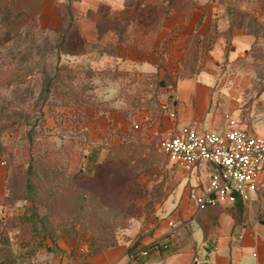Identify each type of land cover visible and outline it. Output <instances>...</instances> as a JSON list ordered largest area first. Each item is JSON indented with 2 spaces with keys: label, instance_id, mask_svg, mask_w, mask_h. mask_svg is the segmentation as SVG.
<instances>
[{
  "label": "rangeland",
  "instance_id": "374dc122",
  "mask_svg": "<svg viewBox=\"0 0 264 264\" xmlns=\"http://www.w3.org/2000/svg\"><path fill=\"white\" fill-rule=\"evenodd\" d=\"M126 2L121 8L100 5L80 12L62 1L53 11L27 19L0 14V167L8 188L0 213V238L7 243L0 249L17 264H52L62 238L82 259L128 235L127 230L143 236L154 228L160 204L180 181V169L159 151V135L146 137L140 125L130 126L134 116L144 114L156 121L174 82L208 63V50L219 35L218 17H211L203 32L184 30L190 20L196 27L202 23L205 6L218 7L226 17L229 45L242 40L245 51L230 70L249 78L244 93L264 89V0ZM48 78H53L49 86ZM43 89L51 90L39 96ZM112 121L114 144L107 145L100 138ZM54 153L73 159L61 168L64 189L78 167L90 175L95 162L108 156L130 160L132 167L102 173L97 185L83 184L88 194L83 208L63 192L54 198L61 205L52 210L30 198L27 169L31 158ZM83 154L92 161L87 164ZM33 206L41 218L32 229L21 225L20 236L16 217Z\"/></svg>",
  "mask_w": 264,
  "mask_h": 264
},
{
  "label": "crops",
  "instance_id": "0c3cea01",
  "mask_svg": "<svg viewBox=\"0 0 264 264\" xmlns=\"http://www.w3.org/2000/svg\"><path fill=\"white\" fill-rule=\"evenodd\" d=\"M62 1H70L80 12L95 10L100 5L121 8L127 3V0H0V10L12 19L23 16L27 19L53 11ZM201 12L202 23L196 27L190 20L184 30L203 32L208 28V20L218 17L219 35L208 50V63L195 74L174 82L169 103L163 105L165 113L158 120L149 122L145 114L139 118L134 116L130 127L140 125L146 137L159 135L163 139L182 127L222 132L228 119H233L239 128L264 137V89L252 95L244 93L249 78L230 70L245 51L242 40L228 44L224 34L228 32V21L218 7L207 5ZM125 122L129 126L130 121ZM108 125L109 130L104 134L117 127L113 121ZM178 167L180 181L160 204L159 219L149 234L140 236L127 230L130 233L118 236L114 245L84 254L82 259L71 252L69 243L62 238L57 241L60 254L52 264H264V197L261 194L264 183L244 203L221 204L197 211L190 193L207 182L211 166L200 163ZM4 177V168L0 167V213L5 207ZM2 221L4 216L0 215V234ZM141 250L147 253L132 258Z\"/></svg>",
  "mask_w": 264,
  "mask_h": 264
},
{
  "label": "built area",
  "instance_id": "2783aa9c",
  "mask_svg": "<svg viewBox=\"0 0 264 264\" xmlns=\"http://www.w3.org/2000/svg\"><path fill=\"white\" fill-rule=\"evenodd\" d=\"M158 149L172 164L211 166L207 182L190 193L197 211L244 203L264 183V137L239 128L233 119L222 132L182 127L161 139Z\"/></svg>",
  "mask_w": 264,
  "mask_h": 264
},
{
  "label": "trees",
  "instance_id": "16d2710c",
  "mask_svg": "<svg viewBox=\"0 0 264 264\" xmlns=\"http://www.w3.org/2000/svg\"><path fill=\"white\" fill-rule=\"evenodd\" d=\"M0 14H6L8 13L4 10H0ZM56 79V78H54ZM53 78H48L47 84L48 86L51 85L53 82ZM51 89H43L39 96H41L43 93H49ZM165 113V108L162 112V115ZM161 115V116H162ZM160 116V117H161ZM159 117V118H160ZM8 116L6 117V120H8ZM158 118V119H159ZM157 119V120H158ZM12 122V121H11ZM4 127H2L3 129ZM126 134H123L120 138V144L117 145L116 152L119 154V152L122 151V145L125 143L124 140L126 138ZM114 136L112 131L109 133L104 134L100 139L104 140V144H114L112 142ZM32 157V155H31ZM37 158V157H36ZM31 158L29 165H28V172H30L29 176V183L27 185V189L30 192H33V196L30 198L40 200V202H43V204L50 206V209L55 210L57 205H61V199H54L59 196V194H62L63 192H66L65 198H75L76 201L74 205L79 208H83L84 202L88 199V194L85 192L84 185L87 183L88 185H97L99 182V176L102 173H107L110 171L118 170L119 172H125L126 170L130 169L132 166L129 165L130 160L123 159V157L119 156L115 158L114 156H108L101 162H95L94 170L92 174H86V169L84 167H78L77 173L75 175H72L67 177L71 180V182L68 184V188L64 189V185L61 182L62 175H64L65 170L61 169L62 165L65 164V167L73 161L72 157L67 158L65 155H58L56 156V153H54L53 156L43 155L41 157H38V159ZM82 160L86 161L87 164L92 161V156L89 154H83ZM38 164V165H36ZM36 165V167H35ZM74 177V180H72ZM78 178L79 181H76L75 179ZM80 180H87V182H80ZM6 182V181H5ZM84 184V185H83ZM40 186V187H39ZM7 186L5 184V195H4V201L7 193ZM70 192V193H69ZM36 195V196H35ZM97 196V194H96ZM103 199V198H100ZM94 202L95 199L93 200ZM78 203V206H77ZM239 203V202H238ZM236 204V203H235ZM64 206V205H63ZM28 207L26 208V210ZM28 213L24 212L20 216L16 217L17 225L16 227L20 230V236H24V230L22 229L21 225H24L25 223L29 224V227L35 226L36 222L41 218L40 215L36 212L34 206L30 209H28ZM32 229V228H31ZM22 230V231H21ZM34 241L32 237H30ZM30 239H24L26 240V246L31 244L33 246V243L30 241ZM43 239V237H42ZM7 243L6 239L0 238V243ZM112 242V241H111ZM116 243V240H114L110 245H114ZM36 245L41 246V242L35 243ZM106 246V247H108ZM105 248V247H103ZM137 253L133 255L132 258L137 257ZM0 264H17L15 258L8 253H4L0 249Z\"/></svg>",
  "mask_w": 264,
  "mask_h": 264
}]
</instances>
